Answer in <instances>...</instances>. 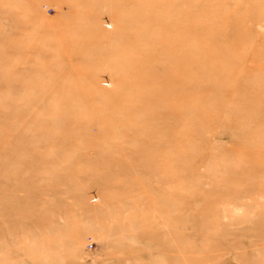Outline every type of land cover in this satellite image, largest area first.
<instances>
[{"label": "rangeland", "instance_id": "rangeland-1", "mask_svg": "<svg viewBox=\"0 0 264 264\" xmlns=\"http://www.w3.org/2000/svg\"><path fill=\"white\" fill-rule=\"evenodd\" d=\"M0 264H264V0H0Z\"/></svg>", "mask_w": 264, "mask_h": 264}, {"label": "bare ground", "instance_id": "bare-ground-1", "mask_svg": "<svg viewBox=\"0 0 264 264\" xmlns=\"http://www.w3.org/2000/svg\"><path fill=\"white\" fill-rule=\"evenodd\" d=\"M156 47H157V46H156ZM158 47L160 48V46H158ZM158 47H157V49H158L157 51H154L153 53H151V54L149 55L148 58H149V61H150V62H147V64H145V65L148 66V69L151 70V71H153L154 68H155V65H154L155 63L153 62V58H154V56L160 51ZM140 71H141V70H140ZM56 99H57V98H56ZM60 99H61V98H60ZM61 100H62V99H61ZM61 100H60V101H61ZM60 101H59V102H60ZM68 108H69V107H66V110H69ZM127 119H128L127 121H130V123H134V119H131V118H127ZM149 127H150V126H149ZM153 128H154V127H151L149 130H147L148 128H146V130H147V131H150V130H152ZM155 129H156V128H155ZM156 130H157V129H156ZM147 131H144V132H147ZM144 132H143V133H144ZM1 164H2V162H1ZM30 216H32V215H30Z\"/></svg>", "mask_w": 264, "mask_h": 264}]
</instances>
